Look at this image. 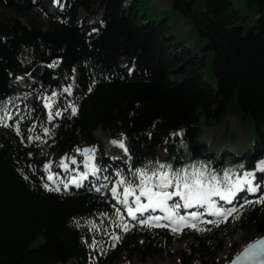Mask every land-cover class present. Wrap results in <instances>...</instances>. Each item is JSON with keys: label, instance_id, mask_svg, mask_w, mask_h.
<instances>
[{"label": "trees", "instance_id": "trees-1", "mask_svg": "<svg viewBox=\"0 0 264 264\" xmlns=\"http://www.w3.org/2000/svg\"><path fill=\"white\" fill-rule=\"evenodd\" d=\"M50 2L0 0V264H149L178 239L189 243L178 264H224L225 237L264 236V170L259 194L241 192L224 206L231 215L182 233L129 220L106 191L120 177L138 192L139 173L164 165L170 177L203 172L227 193L264 161V0H171L200 50L140 0H64L47 14ZM242 6L256 13L250 26ZM20 78L40 85L11 84ZM234 113L247 143L228 131L204 142V128ZM98 131L121 141L129 160L108 159ZM87 146L100 189L51 185L44 163L81 162Z\"/></svg>", "mask_w": 264, "mask_h": 264}, {"label": "rangeland", "instance_id": "rangeland-1", "mask_svg": "<svg viewBox=\"0 0 264 264\" xmlns=\"http://www.w3.org/2000/svg\"><path fill=\"white\" fill-rule=\"evenodd\" d=\"M63 0H53V3L48 5V13H53L58 5L62 6ZM171 7V0H140V9L142 12L147 13L149 16H154V14H158V18L163 16H168L170 22V25L172 26L175 35L178 36L179 39H183L186 44L190 47H195L197 50H200V48L204 45V42L199 38L198 33L194 30L191 24H189L185 19L180 17L179 15L173 13L170 11ZM243 12H244V24L245 26L252 25V21L255 12L245 9L243 6ZM42 21L43 25H46L47 20L45 18H39ZM23 83V81L21 80ZM25 84V83H24ZM239 117L236 113L230 114L226 116L220 123H218L215 127L212 128H204L203 129V136L202 139L204 142L210 143L213 139L221 137V135L228 131L229 133L235 132L237 136L238 142L247 143L245 140L244 135L241 132L240 129V121ZM96 136L100 139L101 143L104 145V149L112 157H121L124 160L128 158L127 153H124L123 149L119 146L120 144L117 143L114 139L109 137V135L105 131H98L96 132ZM115 142V143H114ZM161 157H165L164 152H160ZM93 159L89 158L86 159L83 167L84 170H79V163L74 160H66L65 157L59 158L58 162L60 164V168L64 170L73 171L76 176L75 181L76 183H80L82 180L87 179V177L90 175V173L87 172V170L91 166V162ZM73 163V170L70 169L69 164ZM67 166V167H65ZM258 169L262 170L264 169V161H261L258 163ZM255 173L256 172H247L244 173L241 177L237 178V182L240 183L241 186L247 184L250 188L255 187L256 188V180H255ZM251 181V184L247 183V181ZM114 188L110 189V193L114 195L119 201H123L125 199V196H120V193L117 191H113ZM237 189H234V191ZM128 203L130 202L129 196L127 197ZM147 201V199H144ZM181 201V199L179 200ZM127 203V204H128ZM212 204V199L210 201L209 206ZM178 208V207H176ZM159 209V208H158ZM196 212V211H195ZM197 213V212H196ZM261 236L257 235L256 238H253L251 240H247L250 237L244 236V233L241 230H237L232 236H227L224 238V245L222 251L218 254V260H226L228 262H231V260L241 253L244 249L252 245L254 242H256ZM235 243V244H234ZM188 241H184L183 239L174 242L173 244L168 247V251L170 252V255L168 256L165 254L164 256L158 257V259L155 262H149V264H178V256L177 253L180 250H188ZM234 244V245H233ZM236 250V253L234 256L230 259V253L233 251L231 248ZM234 250V251H235Z\"/></svg>", "mask_w": 264, "mask_h": 264}, {"label": "snow or ice", "instance_id": "snow-or-ice-1", "mask_svg": "<svg viewBox=\"0 0 264 264\" xmlns=\"http://www.w3.org/2000/svg\"><path fill=\"white\" fill-rule=\"evenodd\" d=\"M76 109L73 108V113H75ZM115 143V142H114ZM121 148H124V144L120 143L119 145ZM67 167V166H65ZM161 171L159 172H153L151 176H149L147 173L141 171L139 173V176L141 178L142 187H139V195L136 194V190L132 188H127L124 190L125 192V199L122 201L123 203L127 204L128 196H134L135 199L133 203H135L137 206L135 209L129 207L128 208V215L132 217L133 220H138L137 213H139L141 216H143L144 212L149 211L150 209L152 211H155L157 208L161 209L162 211H167L169 213V217L174 215L175 213L172 211V208L168 206V201L173 200V197H179L181 200L184 201L183 205L175 204V207H184V208H192L195 206H205L209 205L211 201V197L218 196L221 200H226L229 203H231L232 198L236 196V191L228 190L227 194L225 192L220 191V189L213 184L211 187L204 183V181L201 179L203 177V172H196L192 174V179L189 180L188 175L185 174L183 176L176 175L174 177H170L169 174L166 171H163L164 165H160ZM51 179V177H49ZM155 179V183H150ZM212 180L215 181L216 177H212ZM72 183H76V181H72ZM123 183V181L121 182ZM247 183L251 184V181H247ZM234 189H241V185L239 182L237 184L232 186ZM174 188L173 191H168L167 189ZM115 192L116 189H113ZM251 192H256L257 189L255 187H252L249 189ZM141 197H145L147 199V203H141ZM264 202V201H259ZM211 207L215 209L216 205L215 203L211 204ZM216 216H225L231 215V212L225 213L219 210H216L214 213ZM169 217H165V219H168ZM157 220L160 218L157 217ZM181 220L184 219V217H180ZM192 219L196 220L198 217L195 215V213L192 214ZM144 223L146 225H150V222L145 219ZM159 226V225H157ZM191 227L195 228V224L190 225ZM125 230H127V225L124 226ZM173 231H176V228L172 229ZM247 255V253H245Z\"/></svg>", "mask_w": 264, "mask_h": 264}, {"label": "water", "instance_id": "water-1", "mask_svg": "<svg viewBox=\"0 0 264 264\" xmlns=\"http://www.w3.org/2000/svg\"><path fill=\"white\" fill-rule=\"evenodd\" d=\"M90 153L91 149L89 147L82 149V154L89 155ZM227 264H264V236H261L256 242L236 255Z\"/></svg>", "mask_w": 264, "mask_h": 264}, {"label": "bare ground", "instance_id": "bare-ground-1", "mask_svg": "<svg viewBox=\"0 0 264 264\" xmlns=\"http://www.w3.org/2000/svg\"><path fill=\"white\" fill-rule=\"evenodd\" d=\"M122 149H123V151L125 152L124 148H122Z\"/></svg>", "mask_w": 264, "mask_h": 264}]
</instances>
